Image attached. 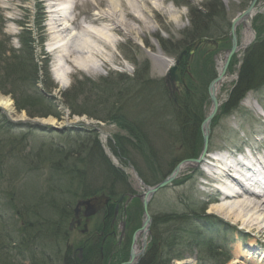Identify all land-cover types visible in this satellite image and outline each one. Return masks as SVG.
Returning <instances> with one entry per match:
<instances>
[{"label": "trees", "instance_id": "obj_1", "mask_svg": "<svg viewBox=\"0 0 264 264\" xmlns=\"http://www.w3.org/2000/svg\"><path fill=\"white\" fill-rule=\"evenodd\" d=\"M202 27L205 28L201 26L197 30V38L205 33ZM39 38L42 42L43 36L39 35ZM189 38L184 45L192 50L196 41L192 36ZM19 40L20 47L15 49L0 39V92L10 95L15 108L24 110L29 117L53 115L60 118V112L52 102L53 97L47 98L43 94L44 89L50 92L52 87L46 60H37L30 31L24 30ZM198 50H201L200 46L195 54ZM189 52L186 51L178 65L184 85L172 95L163 79H159L161 83L149 79L147 70L138 68L133 77L118 73L115 81L106 76L91 86V80L75 78L60 96L70 114H85L115 122L126 134L114 135L115 152L122 151V157L129 156L127 159L130 162H134L133 152L141 155L149 171L159 180L179 161L196 158L200 152L196 144L203 118L202 94L194 89L197 87L194 81L202 84L204 80H211L215 73L207 70L201 75L196 72L189 75ZM205 52L200 53L199 60L205 57ZM40 84L43 90L39 88ZM263 84L264 31L247 48L237 80L214 120L217 122L220 116L235 109L246 91L258 89ZM82 91L84 99H80ZM154 96L161 97L162 111L159 107L156 110L157 106L151 102ZM93 108L102 110L97 114L92 112ZM161 114L167 119L163 120L165 117ZM157 119L159 122H154ZM152 124L164 132H169V129L176 132L174 139L180 156H162L163 159L159 160L144 129V126L151 128ZM49 131L31 123L13 122L0 112V264H18L23 259H28L29 264H53L54 254L60 264H105L100 256L102 235L97 242H88L83 247L84 255L80 259L74 255L73 246L65 245L73 205L76 200L101 191L109 194L111 199L134 191L126 174L111 164L95 131L68 127L59 132L64 141L42 138L32 143L35 132ZM165 166L168 169L161 174ZM112 206L109 216L113 214ZM205 209L206 204L198 208V212H190V215L195 213L204 220L198 227L187 225L185 221L175 224L178 218L186 219V215L177 216V212H163L155 216L150 225L149 244L137 264H172V259H180L194 250L200 254L199 264H224L229 259L223 245V232H227L228 224L207 214L202 216ZM8 220L13 221L10 231L6 229ZM134 227L133 223L130 229L134 230ZM96 228L103 235L107 233L103 223H98ZM5 245L9 250H5ZM103 251L107 256L109 246L106 242ZM127 252L126 245L121 249V260L127 258ZM9 255L12 257L9 258Z\"/></svg>", "mask_w": 264, "mask_h": 264}, {"label": "rangeland", "instance_id": "obj_2", "mask_svg": "<svg viewBox=\"0 0 264 264\" xmlns=\"http://www.w3.org/2000/svg\"><path fill=\"white\" fill-rule=\"evenodd\" d=\"M252 2L253 0H160V4L158 3V7L156 6V11L149 12L150 21L147 23V28L145 30L135 22L129 21L130 25L136 29V33L126 34L123 29H121V31L116 34L107 31L114 39L113 46L107 47L106 49H102L100 46L101 49L99 47L98 49L102 54H112L115 56L114 59L105 61L96 60L94 63H91V67H89L88 70L73 66L72 70L70 71L69 82L65 86L59 84V82L54 79L50 71L52 62L55 59L54 54L58 52L55 50L50 51V44H47V42H43L41 44L42 47L40 48L36 46L37 43L34 41V47L36 48L35 51H37L42 56L44 55V58L49 60L47 65L49 69V79L52 85L50 92L45 89L43 90L41 84L39 85V88L43 90V94L47 98L53 97L52 102L56 106V109L60 112V118L48 116L43 118L45 120L40 119L38 121L50 125L53 129L60 131L65 129L66 126H71V124L75 123H84L85 125H93V127L99 128V138L105 145L104 153L109 157L113 164L124 166L123 168L126 171L129 186L135 191V194H137L138 197L133 201L132 204L129 202L122 204L120 212L117 214L118 221L126 219L124 209L131 206V209H133L132 216L134 217V225L135 227L140 226L143 220V213L141 207V198L139 195H141V193L144 191V185L139 182L137 176L143 182H145L144 184H147L148 186L154 185L158 179H156V176H154L144 164L141 155L133 152L132 160L134 162L127 163V158L130 157H122V151L117 150V152H115L113 146L108 144L110 135L112 137L115 133L126 135L125 132L119 129L113 121L110 122L104 119L89 117L85 114L70 116V109L63 101L60 93L69 88L70 85L75 81V78L78 80L87 78L88 80L92 81H89V85L91 86L95 82L99 83V81L103 80L106 76L108 78L112 77L114 80H110L115 81V77L118 73L128 77H133V74L138 68L147 70V78L156 79L161 83V80L159 79L164 78L168 72V68L179 57V53L183 51H191L190 49H186L184 45V42L189 41V37L191 36L194 38V42H202L210 46L206 45V47L203 46L205 48L201 47L202 49L198 50L197 54H195L197 48L194 49V52L191 51L193 53L188 58V61L191 64L190 74L193 75V73L196 72L201 75L202 73H206L207 70H212L216 74L218 73V57L222 56L223 61L228 49L231 47L233 28L237 37V46L229 59L228 68L224 77L225 79L223 82H221L217 89L218 100L221 103L225 100L229 89L232 87L234 81L237 78V74L242 65V59L244 58L247 48L251 43H253L254 39H257L258 36L263 35L264 0H255L254 4H252ZM89 5L79 9V11L82 12L79 14V22L83 20L84 17L87 18L90 15L91 8ZM254 7L256 12L250 20L252 38L246 46H241L240 44L242 43L247 27L240 21L236 24L234 20L246 10H253ZM46 9L47 8L42 4V0H0V29L2 28V31L5 34V38L2 40L5 42L9 41L13 45H17L18 43L15 37L20 33V25L23 22H27L26 24L34 29L35 32H37L36 24H40L39 29H42L43 34L45 35V40L48 41L49 38L50 41L54 40L51 35L52 33L50 32L52 29H50V26H52L50 24V14H45ZM37 18L41 23L37 21ZM199 24L201 26H205V28L202 27L205 29V33L201 37L197 38V30H199V27H201ZM9 42L7 44H9ZM211 44L215 46L213 47ZM94 47L97 48L96 46ZM204 49L205 51L208 49L205 52V57L203 56V58L199 60L200 53H202ZM159 52L162 53L166 58L172 59V63L169 64L166 60L157 57ZM185 54L186 53H184L183 56H185ZM211 80L210 78L207 81L204 80L202 83L203 86L197 80L194 81L195 86H197L194 89L198 90V94H202L200 98V104L202 105L201 114L203 115V118H205L210 108L207 88ZM0 94L10 98L8 94H3L1 92ZM84 96V91H82L80 93V99H84ZM151 102L157 106L156 110L158 107L161 111L163 110V102L161 97L158 98L154 96L151 98ZM263 109L264 85H262L256 91L247 92L243 100L240 102L239 109L219 119L216 125L213 126V122L209 124V153L214 150H226L232 152V150L234 151L237 149H243L245 146L251 151L255 150L259 156L264 158ZM0 110L2 111L1 108ZM101 110L102 109L99 108H93L92 112L100 114ZM21 113L22 112H17V109H14L11 114L8 112L6 114L16 122H28L29 119L25 117V114H23V117L19 116ZM161 116L165 117L163 120L167 119L166 115L161 114ZM49 117L54 120V123L46 121V119ZM137 118L139 119V117ZM154 122L158 123L159 121L157 119ZM160 122H162V120ZM155 125L156 124H152L151 128L144 126V129L147 131L146 135L148 141H150L149 144H151V147L159 156V160L163 159L162 156H166V158L180 156L181 153H178L177 150L178 144L175 143L174 139V136L176 137V135H174L176 132H173L171 129H169V132H164L161 130V128H157ZM42 138L46 140L53 138L57 141H64L65 139L64 137H60L58 132H36L32 136V143L35 144L37 140L40 141ZM201 143L202 135L200 131L196 144L199 150L201 148ZM209 153H207L200 163L190 162V165L179 172L178 176L174 180V183L168 185L166 188L160 189L153 195L148 206V211L151 216V223H153L152 221H154L153 219L155 216L160 215L163 212H177V216L186 215V219L178 218L177 221H174L175 224L185 221V224L187 225L198 227L204 222V220L190 215V212H198V208L205 205V202L212 196H220L218 190H216L217 188L214 186L215 184L210 183V178H207L203 170L206 165V159L208 158ZM123 161L125 164L122 163ZM136 167L141 169V175H138L139 170H137ZM167 169V166H165L160 173L164 174ZM227 183L229 186L235 189H240L237 180H233L232 182L227 181ZM228 202L232 203L231 201ZM216 205L217 203H210L206 207L207 209L205 214L209 213L219 217L233 226H228L229 231L223 232V235L226 234L225 242H223V245L226 247L225 251L230 255L232 254L231 259L225 264H228L236 256H238L241 260L246 261L247 264H264V262L261 263L258 260V257L251 258L246 256L248 250L250 249L247 244L252 239H256V242L258 243V245L255 246V249H259V247L264 248V232L258 234L256 230L252 229L251 227L255 223L253 221L254 215L252 216L253 212L251 213V211L249 212V210L247 211V209H244L245 211L241 212L239 218L235 219L233 216L228 218L220 212L211 209V207ZM234 208L232 206V209ZM97 218L98 215L88 220L89 229H93L95 223L97 222ZM12 224L13 221L8 220L6 223V229L10 231ZM132 226L133 222L131 223V227ZM131 227L128 225L125 229V232H129ZM69 233L71 244L79 243L84 237L77 229L72 228V230H69ZM219 234H221V232ZM118 239L119 231L116 229L112 243L110 244L111 254H114L113 257L107 261V264H115L119 258V255L123 253V251L121 253L119 247L123 249L124 246L127 245V239L125 237L122 240L124 243L121 241L117 245H114ZM5 246V250H9L7 245ZM199 255L200 254L194 250V252L185 253L183 256L184 258L180 260H172V263L177 264V261L189 260L188 264H196L198 262L196 258ZM11 257L12 256L9 255V258ZM52 257L55 258L53 264H60L55 254ZM22 262V264H29L27 259H24Z\"/></svg>", "mask_w": 264, "mask_h": 264}, {"label": "bare ground", "instance_id": "obj_3", "mask_svg": "<svg viewBox=\"0 0 264 264\" xmlns=\"http://www.w3.org/2000/svg\"><path fill=\"white\" fill-rule=\"evenodd\" d=\"M44 1H48V3L50 4V0ZM58 1L72 2L73 11L82 7H87L90 4L89 6L91 8V13L87 18L84 17V22L95 25L92 30H89L87 28H83L81 22H79L78 20L77 14H74L72 18H68V16L66 15V7L64 5L65 3L61 4L62 7L49 10L50 24L52 25L50 26V29L52 28L50 32H52L51 35L54 39L48 42V44H50L49 48L50 50L54 48L56 52L66 57L67 64L65 63V69L69 70V72L67 73L62 72L61 70L60 72L55 70L54 79L58 81L62 86H65L69 82L70 71L72 70L73 66L88 70V68L91 67V63H94V61L96 60L105 61L114 59L115 56H113L112 54H102L98 49V47L100 48V46L102 47V49L113 46L114 39H112L107 31L118 33L121 31V29H123L126 34L136 33V29L130 25L129 21L135 22L145 30L147 28V23L150 21L149 12L156 11L160 0H57V2ZM255 12L256 9L254 7L249 14L240 18V22L244 23L247 27L241 46L247 45L252 38L250 20ZM238 22L239 21H237V23ZM74 29H78L82 33H77L73 31ZM78 34L80 36H78ZM88 38H92L93 40H88ZM94 46H96L97 48H95ZM157 57L166 60L169 64L172 63V59L166 58L160 52L157 54ZM222 63V56H220L217 59L218 70L221 69ZM224 79L225 78H223L221 82H223ZM0 107L10 113L14 111L11 99L8 96L2 94H0ZM19 116L23 117L24 115L21 113ZM46 121L54 123V120L51 117L47 118ZM258 163L263 165V162ZM228 164L226 162L223 163L222 165H225L226 169L222 166L221 168L225 169V171H217V176H213L215 180L217 178V180L219 181L221 188L219 191L223 196L221 198L220 196L217 197L216 195L211 197L217 202V205L211 207V209L220 212L228 218L233 216L235 219L239 218L241 212L245 211L244 209H247V211L249 210V212H253L252 216L254 215L253 221L255 223L251 226L252 229H255L258 234L264 232V188H261L263 194H260L257 191L251 192L249 190L244 191L243 193H238L237 191L225 186V183L227 181L235 179L232 177V171L234 170L235 165H240L239 162ZM188 165L190 164H180L178 171L181 172V170ZM246 167V169H252L251 165H248ZM210 171L212 170L210 169ZM255 184L260 187L261 181L256 178ZM228 201H231L232 203ZM232 206L233 208H235L232 209ZM79 231L84 236L88 234L84 231ZM147 235L148 234L146 228L136 233L134 244L132 246L135 257L131 264H133L138 258L141 246L143 242L146 241ZM69 236L65 241V245L73 246L74 244H71ZM86 241L91 242L90 240ZM247 245L250 247V249L248 250L246 256L251 258L258 257V260L263 263L264 248H254L258 245L256 239H252ZM74 254L78 256L79 259L84 255L82 251H79V253H77L75 249ZM185 262L188 263L189 260H186ZM181 263L182 262H178V264ZM228 264L247 263L246 261H243L238 256H236Z\"/></svg>", "mask_w": 264, "mask_h": 264}, {"label": "water", "instance_id": "obj_4", "mask_svg": "<svg viewBox=\"0 0 264 264\" xmlns=\"http://www.w3.org/2000/svg\"><path fill=\"white\" fill-rule=\"evenodd\" d=\"M254 2H255V0H253L252 4ZM249 11L250 10H246L245 12H243V14L239 18H242V17L246 16L249 13ZM235 49H236V41H235V36H234V32H233L232 47L230 49L229 55L226 58L225 64L223 66V69H222L221 73L219 74V76L217 78H215L213 81H211V83L209 84L208 90H209V95H210L211 102H212V110H211L210 114L207 116V118L204 120L205 127H206L207 123L209 122V120L214 115V113H215V111L217 109V105H218L217 99H216V96H215V84L220 80L222 74L224 73V71L226 69L229 57L233 53V51ZM175 70H176V66L171 67V69L169 70L168 74L166 75V83L170 87H175V84L178 81V77L175 74ZM34 120L35 119H33V121ZM203 136H204V142H203L202 153L200 155V158L197 159L196 161H199L203 157V155H204V153L206 151V148H207V134L205 133V129H204V135ZM178 168H179V165H177L175 167L174 171L171 172L168 176H166L163 180H161L160 182H158L157 184H155L152 187H148L146 189V191L142 194L143 215H144L145 218H144V221H143L141 227L138 230H142L145 227L147 228V230H149L148 226H149L150 221H151V218H150L149 213L147 211L149 197H151L160 188H162L165 185L169 184L175 178ZM106 202H107V198L104 195L96 196V197H93V198H90V199H86V200H80V201L77 202L75 211L78 210V207L80 205H85L86 206L85 215H90V214L94 213L98 208L102 207ZM135 233L132 236V245H133V242H134ZM132 245H131L129 259L126 262L122 263V264H131L132 261L134 260L135 253L132 250ZM145 246H146V243H143L142 250L140 251V254L143 253V249L145 248ZM136 261H138V259Z\"/></svg>", "mask_w": 264, "mask_h": 264}, {"label": "flooded vegetation", "instance_id": "obj_5", "mask_svg": "<svg viewBox=\"0 0 264 264\" xmlns=\"http://www.w3.org/2000/svg\"><path fill=\"white\" fill-rule=\"evenodd\" d=\"M102 211H106V214L109 213V207L107 209H103ZM81 216H82V211L79 212V218H81ZM74 227H76L77 229L81 228V226L77 227L76 222L74 224Z\"/></svg>", "mask_w": 264, "mask_h": 264}]
</instances>
